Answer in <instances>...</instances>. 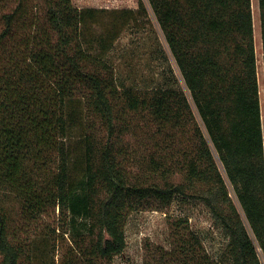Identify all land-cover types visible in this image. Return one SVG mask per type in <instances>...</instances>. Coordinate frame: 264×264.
Instances as JSON below:
<instances>
[{"label":"trees","instance_id":"trees-1","mask_svg":"<svg viewBox=\"0 0 264 264\" xmlns=\"http://www.w3.org/2000/svg\"><path fill=\"white\" fill-rule=\"evenodd\" d=\"M38 1L0 0V191L28 217L65 215L59 264H111L130 214L175 200L202 202L226 244L212 257L179 217L170 248L143 264H264L251 0H147L184 88L119 85L85 45L94 9ZM258 7L264 67V0ZM28 248L1 204L0 264H21Z\"/></svg>","mask_w":264,"mask_h":264},{"label":"rangeland","instance_id":"rangeland-1","mask_svg":"<svg viewBox=\"0 0 264 264\" xmlns=\"http://www.w3.org/2000/svg\"><path fill=\"white\" fill-rule=\"evenodd\" d=\"M72 3L78 8L94 9L82 23L85 45L109 60L119 85L146 88L171 84L184 88L147 0H72ZM251 10L264 151V67L258 0H251ZM171 69L177 82L170 79ZM74 149L79 154V146ZM127 170L136 168L128 163ZM1 204L9 217V229L29 246V254L22 255L21 264H59L70 245L65 215H60L56 208L41 216L28 217L22 212L20 199L5 190L0 191ZM179 217L183 219L182 226L187 225L195 232L208 253L217 257L226 238L213 223L206 206L200 201L175 200L164 209L132 212L125 226L126 247L121 255L114 256L111 264H143L159 248H170L171 231Z\"/></svg>","mask_w":264,"mask_h":264}]
</instances>
